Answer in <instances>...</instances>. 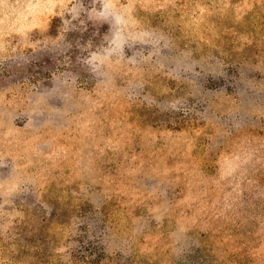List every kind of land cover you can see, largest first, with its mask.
I'll use <instances>...</instances> for the list:
<instances>
[{
    "label": "rangeland",
    "instance_id": "1",
    "mask_svg": "<svg viewBox=\"0 0 264 264\" xmlns=\"http://www.w3.org/2000/svg\"><path fill=\"white\" fill-rule=\"evenodd\" d=\"M0 264H264V0H0Z\"/></svg>",
    "mask_w": 264,
    "mask_h": 264
}]
</instances>
